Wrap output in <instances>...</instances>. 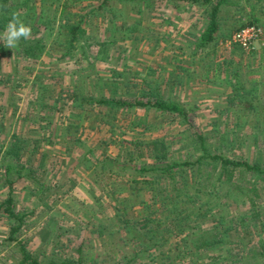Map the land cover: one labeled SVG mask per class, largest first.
<instances>
[{
  "label": "rangeland",
  "instance_id": "obj_1",
  "mask_svg": "<svg viewBox=\"0 0 264 264\" xmlns=\"http://www.w3.org/2000/svg\"><path fill=\"white\" fill-rule=\"evenodd\" d=\"M102 1H13L20 15L26 13L22 22L30 26L28 38L40 40L25 44L36 46L33 58L23 56L22 46L11 49L0 41V204L12 198L13 210L22 215L13 236L40 260L77 259L81 246L85 264H121L130 258V264H152L149 259L159 258L158 252L140 257L138 245L116 227L121 218L143 217L140 202L151 203L150 192L143 188L129 195V201L118 202L116 198L126 194L108 195V187L97 183L105 175L100 176L94 164L103 156H116L135 137H162L173 158L192 160L201 152L196 133L212 154L264 164V0L225 2L220 36L203 50L194 46L206 24L205 6L200 3L109 0L101 6ZM173 4L182 9L178 15L170 8ZM251 14L260 17L263 35L243 49L228 32ZM63 22H79L70 51ZM235 71L240 75L234 76ZM149 93L185 105L191 110V126L150 107L111 109L79 105V99L69 98L85 94L144 101ZM235 93V103L229 107L228 99ZM254 96L255 108L236 105ZM12 135L24 140L22 160L31 155L26 165L35 182L22 178L12 187L5 183L3 151ZM198 172L206 177L215 171L206 165ZM252 177L237 173L235 182L250 188ZM257 188L260 197L254 203L260 221L264 220V182ZM216 202L225 200L216 198ZM250 203L221 205L227 207V217H235L250 232L228 248L237 255L235 262L243 264L242 254L244 264H264V250L258 247L264 229L253 226ZM118 204L126 211L116 217ZM11 223L17 224L0 211V264H15L19 257L14 242L5 241ZM252 248L254 254L248 252Z\"/></svg>",
  "mask_w": 264,
  "mask_h": 264
},
{
  "label": "trees",
  "instance_id": "obj_2",
  "mask_svg": "<svg viewBox=\"0 0 264 264\" xmlns=\"http://www.w3.org/2000/svg\"><path fill=\"white\" fill-rule=\"evenodd\" d=\"M13 1L0 0V26L7 24L13 13L18 14L21 20L26 16V13L20 15L13 8ZM108 1L103 0L101 6L107 4ZM118 1L131 3L145 0ZM188 1L205 6L203 10L206 24L194 41L195 49L203 50L220 36L219 28L223 19L221 12L224 3L228 0ZM63 9L60 10V16ZM259 22H261L260 17L251 14L247 22L228 33L232 35L237 30L251 25L260 27ZM63 23L67 29V32L64 33L68 36L67 48L70 51L73 50L77 32L80 30L79 22L76 24ZM226 36L225 34L221 35L222 38ZM39 40V38H21L17 45L22 46L23 56L33 58L36 46H25V44H36ZM235 75L237 77V74ZM235 96L236 93L228 99L229 107L234 105ZM255 97L257 98L254 96L249 100H239L236 105L240 104L243 109H253L255 107L252 102L255 101ZM69 98L73 101L79 99V105L86 103L90 106H106L111 109L114 107L120 109L150 107L160 114L173 115L191 126L190 109L178 101L164 100L152 93H149L147 100L144 101L126 100L115 96L95 97L85 94L79 96L72 94ZM64 130L67 131L66 128ZM196 137L201 152L192 160L173 158L169 153V146L162 137L150 139L135 137L125 142V149H121L116 156H103L97 164H94V167L97 166L100 170L101 175H99H105L101 180H97V183L102 184L103 188L108 187V195L119 197L122 193L126 194L124 197L116 198V201H129V195L139 193L143 188L150 192L151 203L140 202L145 210L143 217L140 219L121 218L116 227L118 231L122 230L130 242L138 245L142 251L140 257L144 253H148L150 257L153 253L158 252L159 258L149 259L152 264H240L239 259L235 258L237 255L232 254L228 246L233 245L236 240L245 238L250 232L248 228H243V223L238 222L235 217H227V207H221L223 203L246 204L251 202L250 209L252 210L250 212L252 211L253 216L249 218L254 221L253 226L257 227L258 231L264 229V220H258L260 214L255 209L254 203V199L260 197L257 192V184L264 182V164L259 161L250 163L246 160H232L219 154H212L204 145L201 135L196 133ZM11 138L4 146L3 151V159L6 160L2 170L5 183L8 187H12L13 182L22 178L33 179L35 182L33 170L26 165L30 162L31 155L29 154L30 156L28 155L25 161L22 160L25 156L24 140H20L16 135H12ZM63 151H67V148H64ZM206 165H211L215 172L207 173L206 177H202L203 175L198 171ZM237 173H250L253 176L250 188H244L235 182ZM96 175L98 176V174ZM201 178L205 181L202 182ZM43 186L44 184L41 183L39 190L43 189ZM222 197L225 202L217 204L216 198ZM12 203V198H7L3 204H0V211L10 220L17 222V224H10L8 236L5 238L6 242H14V246L18 248L19 257L15 264H85L82 254H80L81 246L77 248L79 253L77 259L58 258L43 261L34 253L26 250L24 243L13 236L21 227L22 215L15 213ZM153 205H156V208L153 209ZM114 209L117 211L116 217H119V212L123 214L126 211L119 204ZM244 221L245 219L242 222ZM206 222L209 225L204 226ZM258 241V247L264 250V238L261 237ZM164 246H167L165 253L162 252ZM254 250L252 248L248 252L255 253ZM213 253L215 254L213 255ZM240 257L244 264L245 257H242V254ZM207 259L210 261L204 262ZM132 261L130 258L121 264H130Z\"/></svg>",
  "mask_w": 264,
  "mask_h": 264
},
{
  "label": "clouds",
  "instance_id": "obj_3",
  "mask_svg": "<svg viewBox=\"0 0 264 264\" xmlns=\"http://www.w3.org/2000/svg\"><path fill=\"white\" fill-rule=\"evenodd\" d=\"M30 32V26L23 23L18 14L13 13L11 19L5 25L3 32H0V41L7 48L13 49L21 38L27 39Z\"/></svg>",
  "mask_w": 264,
  "mask_h": 264
},
{
  "label": "built area",
  "instance_id": "obj_4",
  "mask_svg": "<svg viewBox=\"0 0 264 264\" xmlns=\"http://www.w3.org/2000/svg\"><path fill=\"white\" fill-rule=\"evenodd\" d=\"M263 35L262 29L258 26H246L234 32L231 41L243 49H249L253 43L258 41Z\"/></svg>",
  "mask_w": 264,
  "mask_h": 264
},
{
  "label": "crops",
  "instance_id": "obj_5",
  "mask_svg": "<svg viewBox=\"0 0 264 264\" xmlns=\"http://www.w3.org/2000/svg\"><path fill=\"white\" fill-rule=\"evenodd\" d=\"M182 1H186L187 2L188 0H182ZM170 8L172 9L174 15H178L179 11L182 10V9L179 8V6L177 4H173ZM204 23H205V21H204ZM234 73L237 74V76L240 75L239 71L238 72L235 71ZM235 74H234V76H236Z\"/></svg>",
  "mask_w": 264,
  "mask_h": 264
}]
</instances>
